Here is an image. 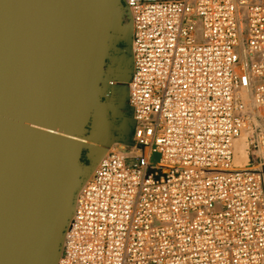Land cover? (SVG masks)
Listing matches in <instances>:
<instances>
[{
  "label": "built area",
  "instance_id": "1",
  "mask_svg": "<svg viewBox=\"0 0 264 264\" xmlns=\"http://www.w3.org/2000/svg\"><path fill=\"white\" fill-rule=\"evenodd\" d=\"M121 2L131 73L111 49L103 94L127 86L133 131L83 178L54 264H264V0Z\"/></svg>",
  "mask_w": 264,
  "mask_h": 264
},
{
  "label": "water",
  "instance_id": "2",
  "mask_svg": "<svg viewBox=\"0 0 264 264\" xmlns=\"http://www.w3.org/2000/svg\"><path fill=\"white\" fill-rule=\"evenodd\" d=\"M123 18L121 0H0V264L55 263L83 152L105 153L88 140H112L94 113Z\"/></svg>",
  "mask_w": 264,
  "mask_h": 264
},
{
  "label": "rangeland",
  "instance_id": "3",
  "mask_svg": "<svg viewBox=\"0 0 264 264\" xmlns=\"http://www.w3.org/2000/svg\"><path fill=\"white\" fill-rule=\"evenodd\" d=\"M122 22L124 25L125 18L122 19ZM128 46H129V40L124 31L121 30L117 35L113 37V47H114L113 55L117 61L116 65L119 70L118 73L120 74L122 72L124 79H129L131 73V65L125 53V50L127 49ZM119 93L124 94L126 93V91L125 90L118 91L117 94ZM104 106L108 108V113L105 117L99 114ZM119 110H120L119 106H117L113 102V93H110L108 96L105 95L102 96L99 106L96 112L94 113V117L103 120L109 132L107 134V137H111L112 140L110 141L109 138L104 137L103 139H100L98 141L88 140L89 143H92L102 149L106 148L105 151L122 150L120 148L124 146L122 142H124L125 139L131 136L132 134L133 121L131 114H129L130 110L128 114L125 113L124 115H122V118H120L119 116L115 118L114 115H117L119 113L117 111ZM96 161H97V154L95 153V151H91L87 149L83 152V156H82V165L84 166L83 176H85L90 169L91 170L94 169V166L97 163ZM89 166L90 168H88Z\"/></svg>",
  "mask_w": 264,
  "mask_h": 264
},
{
  "label": "bare ground",
  "instance_id": "4",
  "mask_svg": "<svg viewBox=\"0 0 264 264\" xmlns=\"http://www.w3.org/2000/svg\"><path fill=\"white\" fill-rule=\"evenodd\" d=\"M113 80V77H106L103 80V85H105L106 87L111 86V82ZM245 97L249 100L251 95L250 94H246ZM108 113V108L106 106H104L101 111H100V115L101 116H106ZM112 144V143H111ZM248 142H247V131H245L240 138H238L236 140L235 143V152H236V156H235V164L236 166L243 168L246 166V164L249 161L250 158V154H249V150H248ZM113 148V147H112ZM121 149H123V146L120 147ZM106 149V148H105ZM108 151H105L104 154H106ZM96 169V167H95ZM94 169V170H95ZM93 170V172H94Z\"/></svg>",
  "mask_w": 264,
  "mask_h": 264
},
{
  "label": "crops",
  "instance_id": "5",
  "mask_svg": "<svg viewBox=\"0 0 264 264\" xmlns=\"http://www.w3.org/2000/svg\"><path fill=\"white\" fill-rule=\"evenodd\" d=\"M120 75V78L121 79H123V81H127V79H124V77H123V74H122V72L119 74ZM123 77V78H122ZM117 86V87H116ZM113 89H112V93H113V102L117 105V106H119V111H117V112H119L117 115H114V117L115 118H117L118 116L120 117V118H122V115H124L125 113L126 114H128V112H129V107H128V104H127V101H126V98H127V94L126 93H119V94H117L118 93V91H122L123 90V85L122 86H120V85H116ZM129 114H130V112H129Z\"/></svg>",
  "mask_w": 264,
  "mask_h": 264
},
{
  "label": "flooded vegetation",
  "instance_id": "6",
  "mask_svg": "<svg viewBox=\"0 0 264 264\" xmlns=\"http://www.w3.org/2000/svg\"><path fill=\"white\" fill-rule=\"evenodd\" d=\"M131 114V113H130Z\"/></svg>",
  "mask_w": 264,
  "mask_h": 264
}]
</instances>
